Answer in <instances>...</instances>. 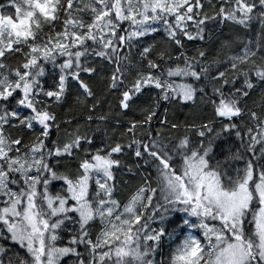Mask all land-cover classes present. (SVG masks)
Segmentation results:
<instances>
[{"label":"snow or ice","instance_id":"1","mask_svg":"<svg viewBox=\"0 0 264 264\" xmlns=\"http://www.w3.org/2000/svg\"><path fill=\"white\" fill-rule=\"evenodd\" d=\"M0 264H264V0L0 4Z\"/></svg>","mask_w":264,"mask_h":264},{"label":"trees","instance_id":"2","mask_svg":"<svg viewBox=\"0 0 264 264\" xmlns=\"http://www.w3.org/2000/svg\"><path fill=\"white\" fill-rule=\"evenodd\" d=\"M7 2H8V0H0V4H6ZM228 32H229V29L226 27L224 29V35H227ZM171 111H174L180 120H183L185 118V116L189 113L188 108L180 109L177 107V108L171 109ZM127 163H131V161L129 160V161H127ZM117 176H118L117 183L120 184L121 187H123V184L121 182H129L130 184L132 183L130 181V174L127 173L126 171L118 173ZM168 251H169L168 242H167V240H165V247H164L165 254H167ZM157 258L159 259L160 257H157Z\"/></svg>","mask_w":264,"mask_h":264}]
</instances>
